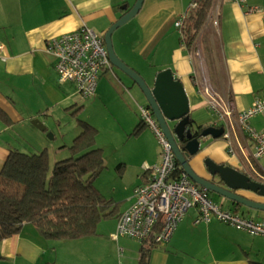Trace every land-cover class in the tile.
Wrapping results in <instances>:
<instances>
[{
    "label": "crops",
    "instance_id": "1",
    "mask_svg": "<svg viewBox=\"0 0 264 264\" xmlns=\"http://www.w3.org/2000/svg\"><path fill=\"white\" fill-rule=\"evenodd\" d=\"M135 1L0 0V44L4 48V60H0V173L10 152L24 153L32 149L48 152V145L41 134L51 131L47 124L50 117L53 124L59 123L55 113L75 112L77 108L71 109L81 99L75 93L73 83L58 82L54 69L56 61L45 52L46 43L82 27L103 36L125 13L123 8L131 9ZM192 2L144 0L138 14L113 33V49L117 57L150 87L158 73L171 70L186 94L192 128H222L228 125V118L220 120L209 108L206 88L210 86L219 103L222 106L228 104L233 114L247 110L255 100H264V0H213L194 49L189 50L182 43L181 32L175 24L187 11L189 15L193 10L190 9ZM130 28L133 29V38L127 36L130 45L126 48L123 44L125 39H119ZM120 31L124 34L119 37ZM112 73V70L107 71L100 77L95 94L88 99H96L106 108L109 101L104 78L111 74L133 106L127 108L124 117L127 123L121 125L120 130L139 141L147 131L144 125L135 131L140 123L138 109L149 107L131 79L126 76L129 82L124 83ZM125 85L132 87L127 89ZM81 108L76 110L77 113ZM73 116L77 118L78 114L73 113ZM255 118L249 121V126L257 131L263 130L264 115L257 121ZM35 119L45 126V131H37L30 124ZM231 133L234 138L230 144L223 137L216 140L208 137L205 142L200 139V151L189 158L190 167L195 174L207 177L203 161L210 159L260 182L253 177L254 171L246 167L251 168L247 158L249 150L252 151V143L239 128ZM227 144L232 145L235 155L227 154ZM62 147L66 146L63 144ZM60 154L61 157L65 155L64 151ZM117 161L116 170L125 178L129 171L127 159L120 157ZM159 163L154 148L153 155L147 156L132 172L131 188L126 190L130 195L124 198L123 192L124 195L120 193L116 198L118 201L126 199V204L118 207L119 202L109 199L116 207L113 218L110 217L115 221L106 225L99 223L96 235L69 241L47 240L33 226L25 225L16 236L0 241V264H141L142 245L145 243L127 237L114 239L113 235L118 216L132 205L133 189L149 178V170L145 167L151 169ZM255 169L261 168L256 165ZM238 193L264 203V198L252 193ZM209 196L223 210H234L235 206L229 201L220 205L211 194ZM236 211L264 224V212L248 213L245 208ZM197 216V210L190 209L168 242L150 247L145 264H249L264 259V237L247 235L215 218L209 223L195 224Z\"/></svg>",
    "mask_w": 264,
    "mask_h": 264
},
{
    "label": "built area",
    "instance_id": "2",
    "mask_svg": "<svg viewBox=\"0 0 264 264\" xmlns=\"http://www.w3.org/2000/svg\"><path fill=\"white\" fill-rule=\"evenodd\" d=\"M195 7L196 2L193 1L190 9ZM187 15L188 11L175 24L180 32ZM214 24L216 25V22ZM44 50L56 61L54 69L58 82L73 83L76 94L84 99L95 94L98 80L112 68L103 36L87 27L50 39ZM3 51L4 48L0 44V60L2 61L4 60ZM205 91L210 104L209 108L220 120L228 118V125L222 127L223 139L230 144L234 138L231 131L235 133L237 128L240 129L241 134L249 138L252 151L248 152L247 164L251 168L246 167L249 171H254L253 177L259 179V183L264 184L262 179L264 172L261 169H255L258 161L264 157V129L257 131L249 126L252 118L264 114V100H255L247 110L233 114L234 111L228 104L222 106L219 103L216 92L210 86ZM139 112L142 125L148 127L158 140L161 161L151 169L145 167L147 171L149 170V178L147 182L133 189L132 205L118 216L113 238L127 237L140 243L151 239L155 245L164 244L169 241L186 213L193 208L198 212L195 224L209 223L212 218H215L251 236L264 237V224L230 210H223L211 200L207 190L191 182L177 163L171 146L151 111L140 107ZM233 115L235 117L231 118ZM235 143L238 145L236 141ZM229 144H227L226 152L233 156L235 151Z\"/></svg>",
    "mask_w": 264,
    "mask_h": 264
},
{
    "label": "trees",
    "instance_id": "3",
    "mask_svg": "<svg viewBox=\"0 0 264 264\" xmlns=\"http://www.w3.org/2000/svg\"><path fill=\"white\" fill-rule=\"evenodd\" d=\"M193 1L196 7L181 31L182 43L189 50L194 49L213 2ZM76 121L79 131L68 148L70 157L56 161L52 169L46 150L9 153L0 173V241L16 236L25 225L33 226L47 240L87 238L96 235L101 220L115 214L114 203L94 186L103 169L101 149L95 146L97 129L86 121ZM141 125L140 122L135 131ZM194 128L200 134L206 127ZM238 207L233 211L237 212ZM144 243L141 264H145L148 250L155 245L151 239Z\"/></svg>",
    "mask_w": 264,
    "mask_h": 264
},
{
    "label": "water",
    "instance_id": "4",
    "mask_svg": "<svg viewBox=\"0 0 264 264\" xmlns=\"http://www.w3.org/2000/svg\"><path fill=\"white\" fill-rule=\"evenodd\" d=\"M143 1L136 0L129 10L123 8L125 13L103 35L111 67L118 69L139 88L146 105L169 142L177 163L191 182L231 204L239 205V208L264 212V203H257L238 193V191L249 192L264 198V184L252 180L237 169L223 163L217 164L210 159L203 161L207 177L195 174L190 167L189 158L200 151V139L207 137L213 140L219 139L222 137L223 128L208 127L200 134L195 129L197 132L192 133L188 100L182 84L174 78L171 70L166 69L158 73L150 87L115 54L112 43L113 33L138 14ZM169 123L173 125L170 126ZM31 125L39 131H45V126L37 119L31 121Z\"/></svg>",
    "mask_w": 264,
    "mask_h": 264
},
{
    "label": "rangeland",
    "instance_id": "5",
    "mask_svg": "<svg viewBox=\"0 0 264 264\" xmlns=\"http://www.w3.org/2000/svg\"><path fill=\"white\" fill-rule=\"evenodd\" d=\"M132 30L133 29L130 28L129 31L125 34L123 33V31L119 32L120 33L119 37L124 34L122 36V39L121 40L119 39V41L125 39L123 44L126 48H129L130 45V38L127 36H131V39L133 38V35L131 34ZM131 44H133L132 40H131ZM111 70L114 73V75L122 79L124 83H126V81L129 80L118 69L112 67ZM111 70L109 71L111 72ZM104 81H105V85H107L108 87L106 90V96H108L107 98L109 101V103H106L105 109H104V103H100L96 99L79 98L77 100L76 107H73V109H71V111H73L76 108L77 109L81 108L82 106L80 112L77 113L76 111L77 109L75 110V112L73 111L74 114H78L77 118L73 116L72 112H68V113L63 111L61 113L56 112L55 118L56 121L59 123L54 122L53 124L52 117H50L49 120L51 121H48L47 124L49 125L51 131H48L46 134L43 133L41 135L45 138L46 144L48 145L46 149L48 151L47 154L49 157V168L52 169L56 161L70 157L68 148L70 147L73 138L78 134L79 131L77 127V121H76L77 119L85 120L88 123H90V125H92L94 128H96L97 136H96L95 146L101 149L102 158H103V169L101 173L98 175V177H96V179L94 180V186L100 192V194L105 197V199L107 200L114 199L116 202H119L118 207H122L123 205L126 204L127 200L123 199L121 201H118V199L116 198L120 195V193L123 192L125 193V195L123 193L124 198L130 195V193L126 190L131 186L130 180L132 179V172L136 170L138 165H140L144 160L147 159V156L150 157L153 155L154 148L157 150L159 161H161L160 158L161 149L156 138L153 135V132H151V130L146 126H144L143 128H145L147 132L144 135V137L139 141L135 140V138H132V135L123 134V132L120 130V126L123 124L124 126L126 125L127 118L124 117L125 114L127 113V108H132L133 106L130 100L127 99V97L124 95L122 90L118 88L117 84L113 81V77L111 74H109L108 77L104 78ZM130 87H132V85H125V88L127 89H129ZM137 89L138 91H140L138 87ZM110 105H114V106H110ZM263 115L264 114L256 115L255 120L257 121V119L263 118ZM139 120H140V112H139ZM61 138H63L64 141H62ZM207 138H203L202 142H205L204 140ZM63 144L66 147L63 148L62 147ZM150 149L152 151H150ZM38 150L33 151L32 149V151H25L24 153L31 154V153L42 152V149L40 151ZM61 151H64L65 154L62 157L60 154ZM120 157L127 159V164L129 166V171L125 178L124 175L120 176L116 170V166L119 163L117 159H119ZM257 165L264 172V157L258 161ZM262 179L264 180V178ZM211 196L213 197L215 202H218L220 205L227 204V201L223 200V198L216 196L214 194H211ZM250 211H254V210H248V213ZM112 218H109L107 220H101L99 223H101L100 225H104V224L106 225L108 223L113 224L115 218L114 219ZM259 262L264 263V259H261Z\"/></svg>",
    "mask_w": 264,
    "mask_h": 264
},
{
    "label": "flooded vegetation",
    "instance_id": "6",
    "mask_svg": "<svg viewBox=\"0 0 264 264\" xmlns=\"http://www.w3.org/2000/svg\"><path fill=\"white\" fill-rule=\"evenodd\" d=\"M197 131L195 130V128H193L192 129V133L193 134H195ZM224 164V163H223ZM252 180H254V181H256V182H258L257 180H255V179H252ZM247 198V197H246ZM249 199V198H248ZM253 201V200H252ZM256 202V201H255ZM258 203V202H257ZM232 206H236L235 204H231Z\"/></svg>",
    "mask_w": 264,
    "mask_h": 264
},
{
    "label": "clouds",
    "instance_id": "7",
    "mask_svg": "<svg viewBox=\"0 0 264 264\" xmlns=\"http://www.w3.org/2000/svg\"><path fill=\"white\" fill-rule=\"evenodd\" d=\"M208 192V191H207ZM232 212H234V211H232ZM236 213V212H235ZM240 215V214H239Z\"/></svg>",
    "mask_w": 264,
    "mask_h": 264
}]
</instances>
